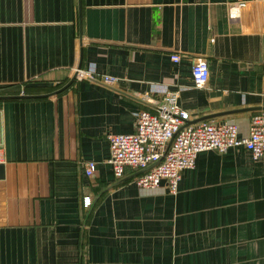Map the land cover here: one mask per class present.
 <instances>
[{
  "label": "crops",
  "instance_id": "crops-1",
  "mask_svg": "<svg viewBox=\"0 0 264 264\" xmlns=\"http://www.w3.org/2000/svg\"><path fill=\"white\" fill-rule=\"evenodd\" d=\"M239 1L0 0V264H264V155L201 150L177 192L107 161L169 88L190 121L249 132L263 110H229L264 106V0Z\"/></svg>",
  "mask_w": 264,
  "mask_h": 264
},
{
  "label": "built area",
  "instance_id": "built-area-1",
  "mask_svg": "<svg viewBox=\"0 0 264 264\" xmlns=\"http://www.w3.org/2000/svg\"><path fill=\"white\" fill-rule=\"evenodd\" d=\"M245 3V0H241L233 4L232 15L237 16ZM171 57L179 61L181 54L174 52ZM192 74L197 86L204 87L207 84L210 76L207 58H194ZM88 75L111 85L117 82L113 74L97 75L82 68L77 76ZM143 95L147 97L149 92ZM190 117L189 110L180 102V90L169 88L163 94L158 109L143 108L138 112L134 131L109 134L110 155L107 161L115 176L123 177L127 168H132L135 173L145 169L135 174L139 186L157 187L165 180L170 190L177 192L183 170L195 166L201 150L225 151L231 146L244 145L255 157L264 155V110L253 114L247 134H242L239 124L233 121L202 120L188 123ZM3 149L0 139V161L3 159ZM97 169V160L85 162L87 175L95 174Z\"/></svg>",
  "mask_w": 264,
  "mask_h": 264
},
{
  "label": "water",
  "instance_id": "water-1",
  "mask_svg": "<svg viewBox=\"0 0 264 264\" xmlns=\"http://www.w3.org/2000/svg\"><path fill=\"white\" fill-rule=\"evenodd\" d=\"M81 25H82V24H80V26H81ZM81 31H82V30H81ZM81 31H80V34H81V36H82V32H81ZM80 67H81V66H79V67L77 68V70H76V72H75L73 78H72L70 81H72L74 78L77 77ZM69 83H70V82H69ZM69 83H68V84H69ZM68 84H67V85H68ZM42 95H47V94H42ZM238 110H264V106L258 105V106L244 107V108H239V109H235V110H229V112L231 113V112H235V111H238ZM223 113H224V112H223ZM207 117H209V116H202V117H200V118H197L196 120H191V121L189 120L188 123H194V122H197V121H199V120H201V119H205V118H207ZM143 170H145V169H143ZM143 170H139V171L136 172L135 174H137V173H139V172H141V171H143Z\"/></svg>",
  "mask_w": 264,
  "mask_h": 264
}]
</instances>
